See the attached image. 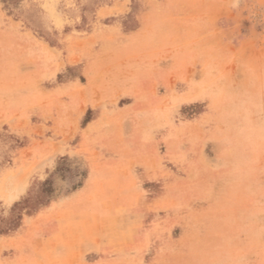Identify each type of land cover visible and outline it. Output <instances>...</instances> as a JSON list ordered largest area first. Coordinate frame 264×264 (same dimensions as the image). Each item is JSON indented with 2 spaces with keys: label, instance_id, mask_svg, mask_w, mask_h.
I'll return each mask as SVG.
<instances>
[{
  "label": "rangeland",
  "instance_id": "1",
  "mask_svg": "<svg viewBox=\"0 0 264 264\" xmlns=\"http://www.w3.org/2000/svg\"><path fill=\"white\" fill-rule=\"evenodd\" d=\"M0 264H264V0H0Z\"/></svg>",
  "mask_w": 264,
  "mask_h": 264
},
{
  "label": "crops",
  "instance_id": "2",
  "mask_svg": "<svg viewBox=\"0 0 264 264\" xmlns=\"http://www.w3.org/2000/svg\"><path fill=\"white\" fill-rule=\"evenodd\" d=\"M48 46L50 48H55V46L51 44H48ZM84 190L81 188L73 192L70 196L53 202L54 205L49 209L56 228L60 232L68 231L74 241H76V239L79 240V244L76 245L79 248V252L82 251V205L88 203L92 205L95 199V197L90 196L88 202H82ZM85 213L94 215L91 211Z\"/></svg>",
  "mask_w": 264,
  "mask_h": 264
},
{
  "label": "trees",
  "instance_id": "3",
  "mask_svg": "<svg viewBox=\"0 0 264 264\" xmlns=\"http://www.w3.org/2000/svg\"><path fill=\"white\" fill-rule=\"evenodd\" d=\"M48 185H49V181H46L45 183H43V186H45V187L48 186ZM47 191L50 192L49 187H48ZM52 201H54V200H52ZM52 201H49V202L47 201V204H48V203H51ZM26 203H27V201H26Z\"/></svg>",
  "mask_w": 264,
  "mask_h": 264
}]
</instances>
